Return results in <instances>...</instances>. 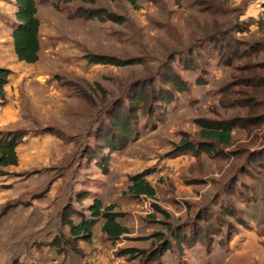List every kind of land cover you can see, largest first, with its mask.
I'll list each match as a JSON object with an SVG mask.
<instances>
[{
	"label": "rangeland",
	"instance_id": "1",
	"mask_svg": "<svg viewBox=\"0 0 264 264\" xmlns=\"http://www.w3.org/2000/svg\"><path fill=\"white\" fill-rule=\"evenodd\" d=\"M204 1L216 6L207 9ZM262 1L36 0L39 60L26 64L18 61L12 38L16 0H0V68L11 71L7 102L0 106V138L14 134L20 141L17 164H0V264H264L261 168L239 177L242 192L230 199L238 212L226 217L229 230L214 234L209 229L205 240L185 244L182 254L171 250L146 263L161 244L157 233L189 229L202 211H215L225 184L249 154L264 148V126L233 132L234 145L224 153L239 151L237 156L182 147L206 141L198 120L246 112L226 105L220 92L245 62L224 66L199 47L211 31L248 24L250 14L259 16ZM235 36L251 43L264 39V32L250 26ZM190 50L194 56L203 53V71L179 63L181 58L189 63ZM93 55L124 64H95L89 59ZM253 61H264V53ZM169 65L184 90L175 92L156 118L148 120L140 112L138 133L122 150L104 146L103 160L90 159L107 109L121 104L137 82L170 73ZM143 172H149L155 199L128 193L131 178ZM96 199L105 207L116 206L128 234L109 240L100 218L90 242L72 236L68 221L78 225L90 217ZM212 221L200 226L211 227Z\"/></svg>",
	"mask_w": 264,
	"mask_h": 264
},
{
	"label": "trees",
	"instance_id": "2",
	"mask_svg": "<svg viewBox=\"0 0 264 264\" xmlns=\"http://www.w3.org/2000/svg\"><path fill=\"white\" fill-rule=\"evenodd\" d=\"M56 1L67 3L71 0ZM80 1L84 3L94 2V0ZM204 3L207 5V9L216 6L211 1H204ZM16 6L15 18L17 25L12 33L15 54L19 62L35 64L39 60L40 52L41 22L37 17L38 3L36 0H16ZM236 24L231 28H218L211 31L202 39V46L199 48H202L206 55L216 56L218 62L224 66H235V61L245 62L236 67L240 75L234 76L229 83L220 89V92L226 105L246 112L226 119L198 120V123L204 128L201 135L206 141L196 143L193 147L189 142H185L182 146L185 151L191 152L194 150L199 153L202 150H209L215 156L221 155L223 158L237 156L239 151L229 154L224 153V149L234 145L233 132L236 129L252 130L264 126V61H253L254 57L264 53V39L251 43L240 40L235 34L245 33L250 28L252 21H249L248 24ZM263 25L264 21H261L259 26L263 27ZM188 54L190 55L189 63L182 58L179 63L188 70L203 71L205 58L203 53L200 51L194 56V51L190 50ZM89 59L95 64L116 66L124 64L123 61L106 55H93ZM168 69L170 73L159 74L156 79H143L137 82L123 97L121 104L107 109L106 120L98 127L96 132V143L93 147H90V159L96 160L98 158L99 162L103 160L101 152L104 146L110 148L112 152L122 150L132 140L134 134L138 133L137 126L140 112H143L141 114L148 120H152L159 115L163 105L173 102L175 92L184 90V83L179 75L173 71L171 65L168 66ZM10 76V70L0 68V106L7 102L6 87L9 84ZM161 84L167 86V89L162 88ZM19 142L17 135L14 134L8 138H0V164L4 166L17 164L16 147ZM101 166L107 172L106 165L101 164ZM256 169L264 170V148L249 154L247 163L240 166L238 174L225 184L219 195V198L223 199L222 204L215 211H207L205 215L202 211L199 214L200 220L197 219V224L192 223L189 229L184 227H178L174 230L172 228L168 229L169 236L157 233L155 236L162 237L161 244L158 249L151 252L146 263L158 261L160 257L171 250L176 249V252L180 251V254H182L185 244L193 245L195 242L205 240L209 229L210 231L212 229L214 234H222L224 227L229 230L230 223H228L226 217H236L238 212L232 206L230 199L238 197L242 192L237 185L240 184L239 177L250 173L255 174ZM148 174L149 172H143L133 176L131 185L128 187V193L134 197L146 196L155 199L156 189L147 181ZM115 208V205L105 207L101 200L96 199L89 207L90 217L83 218L78 225L71 220L68 221L72 236L90 242L93 237L92 229L100 218L105 220L102 231L109 240H117L128 234L129 229L118 222L119 213L114 212ZM206 219L209 221L213 219L210 224L211 227L202 228L200 223L206 221ZM204 245L208 248L210 240L204 241Z\"/></svg>",
	"mask_w": 264,
	"mask_h": 264
},
{
	"label": "crops",
	"instance_id": "3",
	"mask_svg": "<svg viewBox=\"0 0 264 264\" xmlns=\"http://www.w3.org/2000/svg\"><path fill=\"white\" fill-rule=\"evenodd\" d=\"M263 2V3H262ZM261 2V5H259V7H260V9L258 10V14H259V16H256V17H252L253 15L252 14H250L249 15V18H253L251 21H252V24L250 25V26H253V27H256L257 29H259V30H263V32H264V25H263V27H260L259 26V23L261 22V21H264V1H262ZM263 4V5H262ZM254 18H256V19H254ZM0 38H2V37H0ZM2 40V39H1ZM3 47H2V43H0V50L2 49Z\"/></svg>",
	"mask_w": 264,
	"mask_h": 264
}]
</instances>
